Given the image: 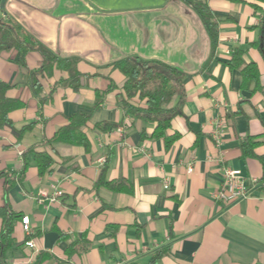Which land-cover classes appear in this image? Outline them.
<instances>
[{
    "label": "crops",
    "instance_id": "1",
    "mask_svg": "<svg viewBox=\"0 0 264 264\" xmlns=\"http://www.w3.org/2000/svg\"><path fill=\"white\" fill-rule=\"evenodd\" d=\"M202 1L218 22L214 48L200 17L182 0L0 5L4 21L20 25L58 59L75 58L80 74L72 88L59 83L68 74L54 67L49 75H37L40 88L34 93L28 72L39 67L41 55L29 51L21 64L17 51H0L6 96L22 103L0 129V171L17 175L27 164L21 180L9 187L0 177V208L7 204L19 215L6 264H33L41 253L49 255L41 264H264V190L257 188L263 169L256 157L240 155L248 135L261 141L255 154H264V60L255 46L264 36L262 18L252 0ZM259 5L264 11V1ZM235 48L257 65L260 89L240 87L241 73L228 65ZM127 56L161 60L184 73L183 114L167 131L179 137L170 147L141 138L153 124L130 118L118 103L124 76L113 64ZM111 85L89 111L98 92ZM77 111H89L81 128L89 149L37 146L35 151L53 159L51 170L40 175L28 149L51 139ZM103 122L121 124L101 131ZM225 166L240 169L249 183L257 180L248 197L227 204L214 199ZM101 174L120 180L121 190L96 185ZM54 190L61 195L52 201ZM25 215L29 233L20 221ZM83 235L88 250L66 255Z\"/></svg>",
    "mask_w": 264,
    "mask_h": 264
},
{
    "label": "trees",
    "instance_id": "2",
    "mask_svg": "<svg viewBox=\"0 0 264 264\" xmlns=\"http://www.w3.org/2000/svg\"><path fill=\"white\" fill-rule=\"evenodd\" d=\"M182 1L192 7L198 14L208 34L211 47L214 48L218 38V22L209 6L202 0ZM263 1L264 0H252L249 2L254 12H259L261 15L262 31H264V11L259 4ZM255 46L261 52L264 60V36L255 42ZM10 50L17 51L18 61L21 64H24L25 55L29 51H37L41 55L42 60L39 67L28 72L30 87L34 93L40 88L37 75L42 73L49 75L54 67H58L60 70H65L68 74V77L64 80H60L59 83L72 88L78 87L80 74L76 68L75 58L58 59L57 56L46 46L26 33L20 25L10 21H4L0 16V51ZM243 54L244 50L235 48L228 65L230 68L238 69L241 73L240 87L242 89L250 91L260 89L261 85L257 65L252 61H244ZM113 67L119 70L124 76L122 94L118 100L124 114L132 119H138L153 124L149 134L146 133L145 130L140 132L141 138L161 139L166 148L170 147V145L179 137L178 133H173L171 135L167 133L171 127V120L176 116L183 114L182 106L185 101L183 71L161 60L143 59L138 56L124 57L116 61L113 64ZM8 88L9 85L7 83L0 81V129L6 124H10L8 113L16 108H20L22 105L17 99H10L6 96ZM112 88L113 86L111 85L106 90L98 92V98L95 101L94 106L89 108V111L93 107L99 105L101 102L100 96ZM89 111L75 112L69 116L68 123L60 127L51 139L35 143L28 149V152L33 153V163L40 175L51 170L53 159L45 151H35L37 146L47 143H66L78 145L85 151L89 149L90 143L88 137L81 130L89 117ZM119 124H121V122H103L99 124L97 128L101 131H110ZM27 127L28 126H24L20 128L19 133L26 130ZM260 142L261 141L258 138L249 135L246 136L240 143V155L243 158L256 157L259 160L263 169V175L259 179V183L263 185H258L257 188L264 190V154L257 155L254 152ZM26 166L27 164L24 161L21 171L17 175H14V173H10L7 170L0 171V177L5 178L6 187L13 185L16 182L15 180H21ZM99 183L107 185L115 191L121 190L120 186H118L120 180L108 181L103 177V174L99 176L96 185ZM18 218L19 215L13 212L7 204L0 208L1 264L7 263L5 260V253L12 244L13 227ZM79 242L80 243L77 247H67L65 250L66 255L88 250L89 242L85 235L82 236ZM48 257L49 255L41 253L33 264H41V262Z\"/></svg>",
    "mask_w": 264,
    "mask_h": 264
},
{
    "label": "built area",
    "instance_id": "3",
    "mask_svg": "<svg viewBox=\"0 0 264 264\" xmlns=\"http://www.w3.org/2000/svg\"><path fill=\"white\" fill-rule=\"evenodd\" d=\"M192 170L191 165L188 166V171ZM256 179H252L249 183L246 177L241 173L240 169L225 166L223 168L222 178L217 191L214 193V199L221 203H232L243 198H246L250 194L251 188L256 184ZM167 187V184H164ZM61 195L60 190H54L49 197L54 201ZM22 229L25 233H29V217L27 215L21 217ZM25 244L33 247L34 244L31 240H26Z\"/></svg>",
    "mask_w": 264,
    "mask_h": 264
},
{
    "label": "water",
    "instance_id": "4",
    "mask_svg": "<svg viewBox=\"0 0 264 264\" xmlns=\"http://www.w3.org/2000/svg\"><path fill=\"white\" fill-rule=\"evenodd\" d=\"M3 2H4V0H1V1H0V5H1Z\"/></svg>",
    "mask_w": 264,
    "mask_h": 264
}]
</instances>
